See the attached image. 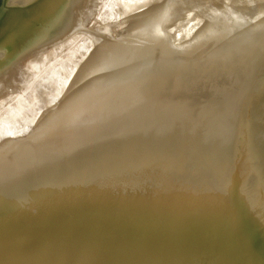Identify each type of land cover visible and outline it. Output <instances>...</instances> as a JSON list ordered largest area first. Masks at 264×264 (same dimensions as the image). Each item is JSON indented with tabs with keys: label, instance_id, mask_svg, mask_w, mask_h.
Returning <instances> with one entry per match:
<instances>
[{
	"label": "water",
	"instance_id": "obj_1",
	"mask_svg": "<svg viewBox=\"0 0 264 264\" xmlns=\"http://www.w3.org/2000/svg\"><path fill=\"white\" fill-rule=\"evenodd\" d=\"M0 264H264V0H0Z\"/></svg>",
	"mask_w": 264,
	"mask_h": 264
}]
</instances>
